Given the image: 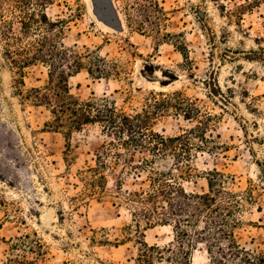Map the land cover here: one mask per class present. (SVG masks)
Masks as SVG:
<instances>
[{
	"label": "rangeland",
	"instance_id": "374dc122",
	"mask_svg": "<svg viewBox=\"0 0 264 264\" xmlns=\"http://www.w3.org/2000/svg\"><path fill=\"white\" fill-rule=\"evenodd\" d=\"M79 1L65 45L99 51L124 76L96 79L82 70L69 78L71 92L82 99L107 95L129 112L151 91H182L193 99L203 115L212 116L206 121L208 143L194 152L195 174L181 181L188 191H202L208 189L207 171L233 175L231 188L250 199L238 240L247 249L264 250V3L238 17L226 10L247 0H159L168 17L162 32L170 35L160 40L128 29L121 0ZM75 8L54 5L49 12L65 16ZM178 41L186 45L187 58ZM24 71L27 89L48 83L42 64ZM17 77L0 47V263L12 253V240L27 234L45 245L37 264H135L138 246L127 229L133 216L120 197L142 179L125 176L118 193L116 175L107 172L105 188L91 192L82 176L107 136L97 124L71 135L45 131L50 111L22 101ZM197 124L171 111L154 129L175 136ZM174 163L169 156L157 166L166 170ZM144 234L158 247L174 239L170 225H153ZM192 264H210L204 244L195 246Z\"/></svg>",
	"mask_w": 264,
	"mask_h": 264
},
{
	"label": "trees",
	"instance_id": "16d2710c",
	"mask_svg": "<svg viewBox=\"0 0 264 264\" xmlns=\"http://www.w3.org/2000/svg\"><path fill=\"white\" fill-rule=\"evenodd\" d=\"M121 1L129 30L150 33L160 40L170 36L162 32L168 17L159 0ZM263 3L247 0L226 12L241 17L245 9ZM54 5L76 8L68 15L53 16L49 9ZM80 10L79 0H0V47L18 76L15 83L22 101L50 111L45 131L71 135L86 125L97 124L107 136L95 151V164L82 176L91 192L105 188L107 172L116 175L118 193L122 192L125 176L142 179L138 187L124 191L120 197L133 216L127 229L128 238L138 246L135 264H192V253L199 243L205 245L210 264H264V250L247 249L238 240L244 203L250 199L231 188L234 176L216 168L209 170L204 176L208 189L202 191H188L181 181L195 174L194 152L208 143L206 121L211 114L203 115L198 104L182 91H151L131 112L119 108L107 95L82 99L71 92L69 78L82 70L96 79L124 76L118 64L99 51L65 45V28ZM177 47L187 58L186 45L178 41ZM37 64L48 68V83L27 89L24 70ZM171 111L197 119L198 124L175 136L156 131V120ZM169 156L174 158L173 167L165 170L157 166L159 160ZM153 225L172 226L173 241L164 247L150 245L144 231ZM44 246L27 234L15 237L12 253L0 264H37Z\"/></svg>",
	"mask_w": 264,
	"mask_h": 264
}]
</instances>
